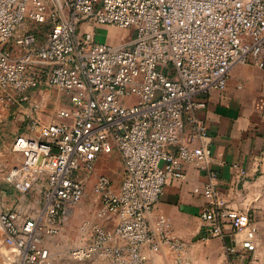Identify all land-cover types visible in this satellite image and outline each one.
Here are the masks:
<instances>
[{"label": "built area", "instance_id": "1", "mask_svg": "<svg viewBox=\"0 0 264 264\" xmlns=\"http://www.w3.org/2000/svg\"><path fill=\"white\" fill-rule=\"evenodd\" d=\"M25 22L48 23L39 40ZM117 27L135 35L118 44L100 43L81 26ZM264 67V0H0V108H22L32 92L48 87L66 97L51 123L29 114L13 151L24 156L6 183L22 195L41 188L43 209L22 219L0 203L6 264H51L43 235L58 234L63 216L80 204L85 187L76 175L94 174L101 158L118 151L124 164L119 189L99 175V218L116 216L113 230L100 225L72 249L79 262L152 264L145 247L167 243L179 255L187 244L168 219L159 237L150 213L170 183L184 179L186 163L208 174L201 218L206 239L250 227L248 214L228 209L212 170L213 155L197 112L196 97L224 91L237 64ZM34 108H37L36 106ZM186 117L192 125L186 134ZM201 143L197 145V143ZM255 231V228H252ZM243 246L254 250L250 241ZM5 256V255H4Z\"/></svg>", "mask_w": 264, "mask_h": 264}, {"label": "crops", "instance_id": "2", "mask_svg": "<svg viewBox=\"0 0 264 264\" xmlns=\"http://www.w3.org/2000/svg\"><path fill=\"white\" fill-rule=\"evenodd\" d=\"M99 28L107 26H81L82 30L90 31L95 36ZM36 93L39 99L44 96L50 99L56 94L54 91L44 95L43 92ZM196 100L205 104L204 109L197 112V118L204 124L206 142L212 150V170L217 173L216 184L220 198L228 209L248 214L252 225L239 233L226 227L224 236L206 239V223L201 215L209 206L203 194L208 174L195 163H186L184 179L164 188L161 199L148 213L147 220L152 231L159 237V221L168 219L173 235L184 241L187 248L179 255L169 244L161 242L159 251L145 247L144 253L152 264H264V67L253 63L237 64L230 72L228 86L224 91L200 94ZM38 102L33 101L36 104L29 110L31 115L42 119V106ZM8 112L9 108H0V132L11 125L9 119L4 117ZM27 116L23 119L25 122ZM185 126L186 134H189L192 125L188 117ZM1 135L6 136L4 133ZM17 158L21 159L20 165L23 155L18 154ZM1 165L3 162L0 161ZM7 191L5 186L0 187L3 209L20 213L21 202L11 203L6 196ZM97 224L113 230L118 224V218L109 216L97 221ZM245 241H250L254 250L246 249L243 246ZM56 244V247H60L59 240ZM58 247L50 248L55 263ZM6 255L7 250L3 256ZM61 258L65 259V256ZM70 264L109 263L106 259L94 258L86 263Z\"/></svg>", "mask_w": 264, "mask_h": 264}, {"label": "rangeland", "instance_id": "3", "mask_svg": "<svg viewBox=\"0 0 264 264\" xmlns=\"http://www.w3.org/2000/svg\"><path fill=\"white\" fill-rule=\"evenodd\" d=\"M22 30L35 31L41 41L44 40L45 36L48 34L50 25L48 23L35 25L30 22H25L19 29V32ZM134 35L135 33L132 30L107 27L97 29L95 38L100 43L118 44L130 39ZM49 91H54L56 93L55 95L53 94L54 97L52 96L50 99H46L44 96L43 99H39L36 91H33L32 101L30 103L25 104L20 109L14 107L10 108L9 112L6 113L4 117L9 119L11 125L7 126L6 130L0 132V135L2 133L6 135L5 137L1 135L0 139V161L1 163L3 162V165L0 166V187L3 188V186H5L8 189L6 196L11 200V203L17 204L21 202L22 209L19 214L22 219L37 217L42 211L44 203L41 188L37 187L32 193L22 195L8 184H5L6 177L9 174L7 172H10L14 166L21 162V159L17 158L18 153L13 151V144L17 135L23 134L33 136V133L26 128L27 122L23 120L26 114H30L29 109L31 106L36 104H34L33 101H39L38 104L42 106L41 117L47 123L53 122L56 119L57 112L66 106V97L54 89L46 87L43 90V95ZM54 108H56V110ZM8 163L11 164L10 167L7 166ZM99 175L107 176L112 182L113 188L116 190L119 189L124 175V164L118 151H114L110 156L101 158L97 163L94 174H89L87 172L77 173L76 177L82 181L85 187L83 199L79 205L73 208L74 212L71 210L67 216L62 217L63 223L58 234L47 235L42 233L44 245L49 249L51 247L57 248L58 246L56 247V243H58L59 240L60 247H58L59 253L57 254V263L53 262L51 257V264H70L72 262H79L72 257V248L87 241L93 233V228L98 226L97 221L105 220L104 218H99L97 215L101 208V201L94 191V185ZM1 195L0 192V196ZM1 202L3 203V200ZM6 250V236L4 232L0 230V264H6L5 258H3V254ZM63 256H65V259L61 258Z\"/></svg>", "mask_w": 264, "mask_h": 264}]
</instances>
